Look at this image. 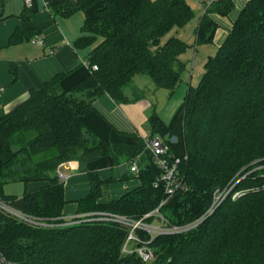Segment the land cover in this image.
<instances>
[{"label": "trees", "instance_id": "trees-1", "mask_svg": "<svg viewBox=\"0 0 264 264\" xmlns=\"http://www.w3.org/2000/svg\"><path fill=\"white\" fill-rule=\"evenodd\" d=\"M5 1L0 0V7ZM233 7L232 0L211 1L195 29V44L213 41L218 24L211 13L227 16ZM50 9L65 18L85 14L73 46L91 48L88 72L67 89L62 86L67 73H57L0 118V198L14 205L16 199L4 193V186L23 182L20 209L53 223L36 226L0 209L2 255L14 264H146L137 253L122 251L127 227L101 220L68 223L64 182L57 175L66 162L85 164L110 155L120 165L141 155L145 165L133 173L140 185L106 204L97 201L115 176L103 180L89 171L91 188L79 212L141 219L159 209L169 225H184L204 216L217 189L234 185L195 227L154 236L149 243L153 264H264V0L247 1L216 54L205 62L198 83L188 89L182 117L187 158L179 166L188 190L163 205L168 196L162 185H154L158 170L146 159L144 138L102 140L86 130L83 118L103 95L117 104L146 97L139 88L132 97L128 94L127 87L139 76L172 95L184 80L188 62L183 56L192 46L173 31L185 28L196 8L188 0H55ZM21 40L16 30L10 44ZM148 121L150 137L169 134L156 109ZM30 182L47 185L28 191ZM235 191L244 193L232 199ZM138 234L151 238L142 230Z\"/></svg>", "mask_w": 264, "mask_h": 264}, {"label": "crops", "instance_id": "crops-1", "mask_svg": "<svg viewBox=\"0 0 264 264\" xmlns=\"http://www.w3.org/2000/svg\"><path fill=\"white\" fill-rule=\"evenodd\" d=\"M53 1L55 0H6L4 6L0 7V118L26 98L31 89L41 88L57 73H67L62 81L63 88L67 89L74 86L88 72L86 64L91 48L77 49L73 46L74 40L82 33L85 14H76L71 18L55 15L50 9ZM206 1L211 3L213 0ZM232 1L234 7L227 16L210 14L217 22L218 28L213 41L203 45L213 46L206 48L207 58L224 42L248 0ZM190 2L195 5L193 7L196 8L200 20L207 4L198 0ZM99 5L98 3L92 7L88 15H93ZM16 30L21 32L22 40L10 44V38ZM34 40L38 42L34 43ZM185 55L184 59L187 60ZM202 73L203 71H199L198 81ZM191 78L192 69L189 87L192 85ZM154 104V100L147 96L137 101L117 104L109 95H103L94 101V109L83 118L84 125L92 135L106 141L132 142L135 135L145 140L150 137L145 126L148 117L157 107ZM183 109L184 102L171 111L168 119L159 114L169 127V134L165 139L172 140L171 147L176 153L184 152V143L182 147L181 143L178 145L177 136L174 135L180 131L183 136ZM146 159L155 168L149 155H146ZM129 166L128 161L116 165L110 155L85 164L79 161L61 164L59 172L65 176L64 219L83 214L79 212L82 207L80 201L90 192L89 171H97L103 180L115 176V181L102 187V197L97 201L99 204L118 199L127 191L138 187L141 182L129 172ZM124 175L127 177H123ZM45 185L46 182H30L27 189L37 191ZM14 205L22 208L23 199L15 201Z\"/></svg>", "mask_w": 264, "mask_h": 264}, {"label": "built area", "instance_id": "built-area-1", "mask_svg": "<svg viewBox=\"0 0 264 264\" xmlns=\"http://www.w3.org/2000/svg\"><path fill=\"white\" fill-rule=\"evenodd\" d=\"M198 2H204L209 5L210 3L206 0H198ZM38 42L37 40L33 41ZM88 66V62L86 64ZM93 69H97L96 65H93ZM146 149L148 154L155 164V167L158 170V176L154 181V185L157 187L162 185L165 194L168 196L167 199L162 201L161 205L167 203L175 193L183 192L188 190V185L181 174L180 164L183 159L187 158V154L176 153L173 151L171 144L172 140H166L163 137H146L145 138ZM130 172L138 173L140 169L145 165L142 161L141 155H138L134 159L130 161ZM58 177L61 180H64L65 176L61 174L58 170ZM234 185L226 187L222 190L217 189L214 193L213 201L210 208L204 214V216L197 221L184 224V225H169L165 218L159 214V209L147 213L141 219H136L134 217L121 215L113 212L107 211H91L86 212L80 215H76L73 218L67 219L68 223H74L76 221H82V219L86 220H101V221H111L121 224L129 229V233L127 236V241L123 247V252L126 253H137V255L145 262L153 261L155 258L154 250L149 246V243L152 241L153 237L158 234H171L177 232H183L195 227L202 219L206 216L210 215L217 206L222 203L233 190ZM244 192L235 191L232 194V199H236L240 197ZM0 209L13 215L14 217L28 222L30 224L36 226H52L53 223L50 220L40 219L34 217L22 209L16 207L15 205L3 200L0 198ZM152 215L158 216L156 218L159 222H147L146 219ZM142 230L149 234L150 239H144L139 234L138 231ZM130 243H133V248H130ZM0 264H14L9 261L5 256L0 252Z\"/></svg>", "mask_w": 264, "mask_h": 264}, {"label": "rangeland", "instance_id": "rangeland-1", "mask_svg": "<svg viewBox=\"0 0 264 264\" xmlns=\"http://www.w3.org/2000/svg\"><path fill=\"white\" fill-rule=\"evenodd\" d=\"M188 1L190 2V0ZM198 22H199V15L196 14L195 18L185 28H180L173 31L175 35L191 43L192 46L189 48L187 54L185 55L188 62V69L186 72L183 73V75L186 77L172 95H169V91L167 89H161V88L154 89V86L151 84L150 80L145 75L137 77L141 79H133V81L127 87L128 94L131 97L134 95L135 92L133 89L139 88L138 90L143 91L148 98L150 99L152 98L155 103L154 105H157L156 107L157 113L160 114L163 118L168 119L169 115H171V111L174 110L175 108H178L184 102L189 87L191 69H192L191 84L192 86H195L196 83L198 82L197 80L198 73L199 71L201 72L204 70L205 61H207L208 59L207 58L208 52L206 48L208 47L213 48V46L210 45H207L206 47L203 46L208 43L197 44V45L195 44V29L198 25ZM216 52L217 50L215 48V51L209 55H215ZM145 127L147 132L150 133L152 128L149 121ZM174 135L177 136L178 139L177 144L179 145L181 143L180 145L182 147L183 142H181V140L183 141V136H181V132L180 131L176 132ZM183 150L184 148H182V151ZM3 191L6 195L14 196L13 198L16 199V201H18L21 199L23 195L24 183L20 181L10 182L4 186ZM158 222L159 221L157 219L154 220V223H158ZM133 246L134 244L130 243V248H133ZM153 263H154L153 261H149L146 264H153Z\"/></svg>", "mask_w": 264, "mask_h": 264}, {"label": "water", "instance_id": "water-1", "mask_svg": "<svg viewBox=\"0 0 264 264\" xmlns=\"http://www.w3.org/2000/svg\"><path fill=\"white\" fill-rule=\"evenodd\" d=\"M163 264H170V261L166 262V263H163Z\"/></svg>", "mask_w": 264, "mask_h": 264}]
</instances>
